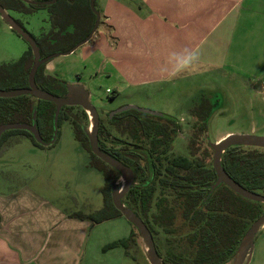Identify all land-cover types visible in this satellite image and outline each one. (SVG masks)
Listing matches in <instances>:
<instances>
[{"label":"crops","instance_id":"obj_1","mask_svg":"<svg viewBox=\"0 0 264 264\" xmlns=\"http://www.w3.org/2000/svg\"><path fill=\"white\" fill-rule=\"evenodd\" d=\"M97 6L104 20L97 36L61 56L78 53L76 59L58 57L47 66L62 81L83 84L91 100V83L78 70L68 71L77 63L97 74L94 81H112L113 97L124 93L129 104L148 92L158 95L182 81H200L207 71L264 81V0H98ZM60 201L30 186L0 193V264H86L99 226L77 216L93 214L87 204L65 207ZM64 231L71 234L64 237ZM52 232L58 245L47 260ZM107 245L99 258L126 259L125 249L105 252Z\"/></svg>","mask_w":264,"mask_h":264},{"label":"rangeland","instance_id":"obj_2","mask_svg":"<svg viewBox=\"0 0 264 264\" xmlns=\"http://www.w3.org/2000/svg\"><path fill=\"white\" fill-rule=\"evenodd\" d=\"M10 13L14 18L21 20L28 31L36 37L51 28L47 8L36 10L30 15ZM27 49V43L12 31L5 21L0 20V63L16 61ZM77 56L78 53L73 57L58 59L68 62ZM76 65L77 68L73 66L68 71L73 73L72 70H78L83 81L89 85L91 83L94 94L92 103L97 108L116 110L125 105H135L163 113L179 121L184 120L183 125L186 127L193 119L190 110L195 104L205 96L212 100L214 94H217L219 107L214 118L210 120L209 131L205 135L208 142L216 143L228 133L264 136V81H254L230 71H207L200 81L193 79L190 82L182 81L166 87L164 92L158 95L148 92L137 100L138 104H129L130 97L128 99L124 93L113 97L115 88L112 81L104 79L94 81L97 74L93 75L88 68L86 69L85 63L80 62ZM59 132L56 145L50 148H37L22 136L12 137L0 148V193L9 194L21 187H35L42 191L45 197L61 198L60 202L65 207L70 205L81 207L82 204H87L88 211L94 213L103 207L104 178L91 167L90 156L75 140L71 125L68 122L63 123ZM184 134L186 138L176 140V150L181 154L188 153L190 136L186 132ZM98 226L89 243L90 255L86 264H149L143 253L141 241L138 240L137 243L131 244L128 253L125 250L126 259L120 263L118 259L111 257L99 258L98 251L101 246L126 239L132 226L124 217L105 221ZM63 233L66 234L64 237L71 234L70 231ZM55 237L56 232H52L47 239L48 250L45 255L47 260L53 257L55 252L53 249L58 245L54 244ZM164 237L162 234L160 239ZM65 256L69 258L67 253ZM251 264H264V230L256 237Z\"/></svg>","mask_w":264,"mask_h":264},{"label":"trees","instance_id":"obj_3","mask_svg":"<svg viewBox=\"0 0 264 264\" xmlns=\"http://www.w3.org/2000/svg\"><path fill=\"white\" fill-rule=\"evenodd\" d=\"M90 1L78 0L79 5L76 6L68 4L66 0H60L55 5L47 7L51 14L52 28L44 38L38 41L42 54L68 52L91 33L96 22V16L90 8ZM12 7L26 14L46 8L43 6H25L23 2L18 0L13 2ZM70 23L78 28L77 35H62ZM80 29L82 32L79 31ZM51 40L55 42L52 43ZM32 62L33 55L30 51L29 66L24 73L19 74V77L26 83L25 86L28 84V73ZM36 79L37 82L41 81V84L47 81L50 83L48 87L41 85L40 88L45 91L52 92L49 88L53 84L62 87L60 82L44 77L41 72L37 74ZM19 86L16 84L11 87L15 89ZM29 100H32V98L28 96L0 98V125L14 122L22 116L21 110H26L24 116L30 119L35 105H31ZM41 103L43 108L38 125L42 136L48 141L52 138L54 130L55 105L48 102ZM84 115L85 117L82 116L79 122H73L74 135L78 140L79 136L86 139L85 128L88 127V119L87 114L84 113ZM23 133L32 138L30 133L26 131H23ZM81 140L80 138L79 142L83 145ZM93 157L97 161L94 167L101 171L105 179L103 207L93 214L78 213L77 216L82 219H90L95 224H100L122 217L121 212L115 208L111 197V188L119 177V172L102 162L95 155ZM222 164L227 173L246 189L260 192L264 188V149L229 148L223 155ZM214 178L215 173L213 170L205 173V180L203 173L192 172L188 188L181 190L172 203L167 201V198H160L154 204L151 201L150 194L140 202L135 198L132 200L133 210L147 222H151L149 226L151 232H153L157 250L166 264H226L235 254L253 222L264 214V204L246 200L226 187L219 189L208 202L204 203L205 191L202 185ZM177 223L180 225L188 224L191 228V231L185 233V244L183 245V241L178 246L162 245L160 240L162 234L165 237L166 235H173L172 230ZM138 239L139 234L136 228L132 226L128 238L107 245L104 251L107 252L121 247L128 253L131 244L137 243ZM178 240L180 241V238Z\"/></svg>","mask_w":264,"mask_h":264},{"label":"flooded vegetation","instance_id":"obj_4","mask_svg":"<svg viewBox=\"0 0 264 264\" xmlns=\"http://www.w3.org/2000/svg\"><path fill=\"white\" fill-rule=\"evenodd\" d=\"M14 1L15 0H0V7H2L7 12V14L10 17H12L22 28H24L27 32H29L26 26L22 23V21L14 18L10 13V12H16L22 15H30L22 11L15 10L12 7ZM18 1L23 2L25 6H39V5H30L23 0H18ZM36 1H51V0H36ZM59 1L60 0H56V2L52 5H55ZM66 1L70 5H76V6L79 5L77 2L78 0H66ZM97 2H96V8H97ZM43 7L47 8L49 6L43 5ZM90 8H91V1H90ZM91 10L93 12L92 8ZM0 20L5 21L8 24V22L2 17L1 14H0ZM50 23H51V14H50ZM8 26L10 27V29H12L9 24ZM103 26H104V20L101 15L100 24H99L98 30L96 31L93 39L97 36L99 30ZM94 27H95V24L93 26V29ZM51 28H52V24H51ZM50 30L48 32H43L38 37L34 36L30 32L29 33L36 40L38 44V41L44 38V36L47 35L50 32ZM77 30L78 28L76 27V25H73L70 23L67 26L66 30L62 33V35H66V34L77 35ZM12 31L15 32L13 29ZM79 31L82 32L81 29ZM19 37L22 38L21 36ZM84 40H81L80 42ZM51 42L54 43L55 41L51 40ZM80 42H78L77 44H79ZM27 45H28V49L22 54V56L19 59H17L16 61H12V62L0 63V90H15V89H24V88L30 87L29 74L33 66L34 56H33V62L31 64L30 71L28 73L27 86H25L26 83H24V81L19 77V74L24 73L29 66V52L31 51L33 55V51L30 45L28 43ZM81 48H79L78 50H80ZM53 54H56V53H53ZM53 54L46 55V54H42L41 52V56H42L41 60H44L45 58H48L49 56H52ZM50 62L42 64L39 67L37 74L41 72L43 73L44 77H49L55 80L56 82H60L62 87H58L53 84V86L49 88L52 92H49V91L47 92L54 94L56 96H64L67 92V88L63 85V83H68V82L62 81L61 79L55 77L54 75L48 72L47 66ZM37 74L35 77V82L38 88H40L41 85L48 87V85H50L48 81L45 82L44 84H41V81L37 82V79H36ZM9 84H11L10 87H9ZM16 84L20 86L15 89H12L11 86L16 85ZM29 101L31 105L33 104L35 105L34 109L35 108L37 109L36 124L40 131V135L43 141L46 143V145L40 144L29 131L11 130L1 135L0 148L5 143H7L12 137H15V136H22V137L27 138L29 141H31V143L35 147L40 148V149L50 148L56 145L60 132L58 131L56 140L51 145H47L53 141L54 130H53L52 138L46 141L44 137L42 136L40 127L38 125V120H39V117H40V114L43 108V104L41 102H47V101L37 100L35 98H32V100H29ZM199 101L200 102L198 104H195L192 110H190V115L193 117V119L187 125L188 127L186 126L187 128L183 125V122H185L184 120L179 121L176 118H173L171 116H170L171 119H166L162 117L144 114L137 110H128V111L118 112V110L122 109V107L124 106L116 110H113V109L108 110L104 107L97 108L92 103L96 107L98 115H99L98 139H99L100 149L110 156L114 155L112 156L113 158L119 160L126 167L132 170V174L130 176V181L132 182V185L130 189L128 190V192L126 193L125 197L123 198L124 204H127L132 210H133V207L131 206L132 205L131 202H133L132 200L135 198V200H138V202H140V200H142L143 198L146 199L148 194H150L151 201L154 204L157 203L160 198L161 199L167 198V201L172 203L173 201H175L176 199L175 197L179 195L178 193H180L181 190L188 188L189 180H190L192 172L193 173H203L204 180H205V173L207 171L211 172L213 170L215 173L214 179L202 185L203 190L205 191V196L203 198L204 203L208 202L210 198L214 195V193H216L219 189L223 187L228 188L226 185H220L211 193V186L214 185L217 181V174L214 169V163H213L215 152L213 148L211 147V144H215V143L208 142L205 135L209 131L210 120L214 118L215 114L217 113L216 110L219 107L218 95L214 94V98L212 100L205 96ZM99 110L101 112H99ZM20 112L22 116L18 117L14 122L3 123L0 126L7 125V124H16V123L32 125L33 117H34V110L32 112V117L30 119L24 116V114L26 113V110H21ZM55 112H56V105H55L54 116H55ZM84 113L87 114V119H88L87 120L88 127L85 129L92 130V127H93V125H91L92 118L90 117L89 113H87V111H85L80 106H66L62 109L61 114H60V119H59V130H60L61 125L65 122H68L73 129V122L74 121L79 122L82 116L84 118L85 117ZM53 127H54V123H53ZM23 131L30 133L34 141L32 140L30 136L23 133ZM185 132L188 133V136H190L188 138L189 139L188 153L181 154L176 150V140L181 139V138H186L184 134ZM85 134H86V139L82 136H79V140L80 138L82 139L81 141L84 146L79 142L78 139H76L75 135H74V138L81 145L82 149L89 154L90 165L91 167L96 169L94 166H95V162L97 163V161L93 157V155L95 154L92 152L90 141L87 136L86 130H85ZM227 136H229V133L221 137L219 140H217L216 143L219 144V142L223 138H226ZM96 170L101 173V171L98 168ZM104 182H105V179H104ZM114 184H118L120 189H122L125 186L126 181L121 177L120 173H119V177L116 179ZM112 188H111V197H112ZM249 191L264 196V188L260 190V192H255L251 190ZM133 211L137 214L135 210ZM137 215L144 221V223L150 230L149 225H151V222L150 221L147 222V220H145L142 216H140L139 214ZM188 231H191V228L188 226V224L180 225L179 223H177V225H174L173 230H172L174 234L173 235L165 234L166 237L160 239L161 243L163 245V243L165 242L166 245L168 244L169 246L181 245L182 242L184 241L185 233L187 234ZM151 233L153 235V232ZM179 238H180V241L178 240ZM184 244H185V241L183 242V245ZM155 245H156V242H155Z\"/></svg>","mask_w":264,"mask_h":264},{"label":"water","instance_id":"obj_5","mask_svg":"<svg viewBox=\"0 0 264 264\" xmlns=\"http://www.w3.org/2000/svg\"><path fill=\"white\" fill-rule=\"evenodd\" d=\"M30 5H47L50 6L56 2V0L51 1H36V0H23ZM97 0H91V8L93 9L94 14L96 15V23L93 31L91 34L82 42L77 44L74 48L70 51L65 53H56L44 60H41V51L40 47L38 46L36 40L31 36L29 32H27L24 28H22L12 17H10L7 12L0 7V14L2 17L8 22L11 28L21 36L31 47L34 56V62L32 69L29 74V88L24 89H15V90H0V98H15L20 96H30L37 100H43L56 105V112L54 116V138L50 144L51 145L57 138L58 131H59V119L61 111L66 106H80L82 107L87 113H89L91 120V125H93L92 130L85 129L87 136L90 141L92 152L100 158L103 162L107 165L111 166L115 170H117L121 177L126 181L125 186L120 189L118 184H114L112 188V198L113 204L115 208L121 212L123 217L136 228L139 239L138 242L141 241L142 250L144 255L146 256L147 261L149 264H166L162 258L160 257L155 241L153 238L152 233L150 232L149 228L146 226L144 221L127 205L124 204L123 198L125 197L126 193L130 189L132 182L130 181V176L132 174V170L126 167L123 163L119 160L113 158L112 156L108 155L107 153L103 152L100 149L99 139H98V130H99V115L97 112L96 107L91 102V92L90 90L86 89L83 84L80 83H63V85L67 88V92L64 96H56L51 94L45 90L38 88L35 82V77L38 72L39 67L47 62H50L58 57L67 56L73 54L82 46L88 44L94 37L96 31L98 30L100 20H101V13L96 8ZM128 110H137L144 114L162 117L166 119H171L170 116H167L160 112L151 111L148 109L140 108L135 105H126L122 107V109L118 110V112L128 111ZM37 119V109H34V117H33V124H7L0 126V137L3 133L11 130H26L29 131L34 138L42 145H46L43 141L38 126L36 124ZM211 147L214 150V169L217 174V181L214 185L211 186V193L220 185H226L229 189H231L235 194L241 196L242 198L249 200L254 203H261L264 204V196L250 192L249 190L245 189L243 186L238 184L232 177L228 175L225 171L222 158L223 154L232 147H246V148H259L264 149V136H257L252 134H243V135H236L231 134L221 140L218 143L211 144ZM264 230V215L261 216L258 220H256L248 232L243 237L238 249L236 250L233 257L226 263V264H251L254 251H255V241L256 237L259 233Z\"/></svg>","mask_w":264,"mask_h":264},{"label":"bare ground","instance_id":"obj_6","mask_svg":"<svg viewBox=\"0 0 264 264\" xmlns=\"http://www.w3.org/2000/svg\"><path fill=\"white\" fill-rule=\"evenodd\" d=\"M223 139H224V138H223ZM223 139H222V140H223Z\"/></svg>","mask_w":264,"mask_h":264}]
</instances>
